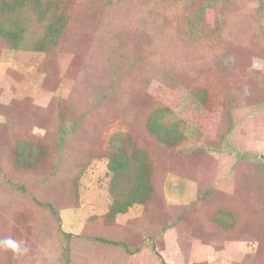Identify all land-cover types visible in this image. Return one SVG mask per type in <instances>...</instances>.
Listing matches in <instances>:
<instances>
[{
  "label": "rangeland",
  "instance_id": "rangeland-1",
  "mask_svg": "<svg viewBox=\"0 0 264 264\" xmlns=\"http://www.w3.org/2000/svg\"><path fill=\"white\" fill-rule=\"evenodd\" d=\"M40 1L66 11L50 50L0 37V242L27 249L0 245V264H67L66 233L70 264H264V0ZM163 106L176 145L148 129ZM119 133L155 190L112 216Z\"/></svg>",
  "mask_w": 264,
  "mask_h": 264
},
{
  "label": "trees",
  "instance_id": "trees-1",
  "mask_svg": "<svg viewBox=\"0 0 264 264\" xmlns=\"http://www.w3.org/2000/svg\"><path fill=\"white\" fill-rule=\"evenodd\" d=\"M59 10V6L53 1L0 0V37L5 44L16 49L48 51L58 41L59 34L66 26V11ZM34 16H36L35 20L42 23V26L44 24V30L39 33L36 30L33 31L31 27ZM192 20L195 24L196 19ZM172 114L173 109L163 106L152 111L147 120L149 131L167 145L178 144L184 136L179 124L170 122L169 117ZM113 146L115 150L112 153L110 167L114 181L119 183L122 178L127 179L124 184L125 189L120 190L118 195H116L118 190L114 192L116 197L108 214L115 216L119 213H127L129 208L135 204H145L155 189L152 181L153 165L148 159V151L136 145L132 140H128L123 133L116 135ZM35 152L36 149L32 144L20 141L17 146V160L22 166H30ZM49 208L54 215L60 217L52 205H49ZM219 215L222 216L219 218L221 222H225V219L231 222L237 220V217L228 210H221ZM66 235L67 244L64 247L66 263L70 264V242L73 235L71 233H66ZM96 239L104 243L123 244L130 253L140 250V247L131 248L118 241L102 237H96Z\"/></svg>",
  "mask_w": 264,
  "mask_h": 264
},
{
  "label": "clouds",
  "instance_id": "clouds-1",
  "mask_svg": "<svg viewBox=\"0 0 264 264\" xmlns=\"http://www.w3.org/2000/svg\"><path fill=\"white\" fill-rule=\"evenodd\" d=\"M252 67L261 68L262 62L258 58H254ZM0 245H2L5 248L11 249L14 253H22V252L27 251L26 248L22 249L16 241H14L10 238L0 242Z\"/></svg>",
  "mask_w": 264,
  "mask_h": 264
}]
</instances>
